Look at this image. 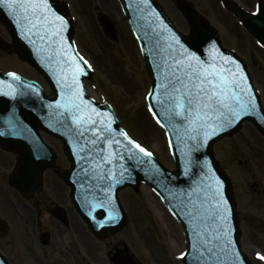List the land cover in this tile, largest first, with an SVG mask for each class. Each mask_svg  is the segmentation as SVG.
Returning <instances> with one entry per match:
<instances>
[{
	"label": "snow or ice",
	"instance_id": "snow-or-ice-1",
	"mask_svg": "<svg viewBox=\"0 0 264 264\" xmlns=\"http://www.w3.org/2000/svg\"><path fill=\"white\" fill-rule=\"evenodd\" d=\"M125 7L132 5L125 0ZM135 7L143 21L137 38L146 42L141 47L153 57L157 72L146 95L147 110L165 129L168 146L178 157L183 183L164 175L153 152L119 128L114 112L86 98L82 77L92 64L71 42L69 21L57 12L52 0H0V10L11 18L53 77L57 98L44 103L39 86L26 83L16 72L6 74L10 80L0 79V95L12 100L39 97L41 106L50 110V118L70 136L88 214L95 219L94 212H106L99 227L119 220L115 189L125 181L126 173L131 174L128 165L145 166L142 170L149 178H163L170 196L166 199L175 201L173 215L183 217L188 226V250L178 257L184 264H245L234 243L232 207L224 182L204 150L210 141L252 114L257 93L244 66L216 43L206 51L192 50L152 7V0H138ZM149 44L151 48H147ZM5 123L7 130H0V136H19L26 131L15 110ZM257 258L264 261V253H257Z\"/></svg>",
	"mask_w": 264,
	"mask_h": 264
},
{
	"label": "rangeland",
	"instance_id": "rangeland-1",
	"mask_svg": "<svg viewBox=\"0 0 264 264\" xmlns=\"http://www.w3.org/2000/svg\"><path fill=\"white\" fill-rule=\"evenodd\" d=\"M91 10L89 7L86 16L83 14L85 17L73 11L78 19L74 34L77 47L93 69L92 78L86 81L89 94L97 101H108L131 137L153 152L166 168L174 169L165 130L155 123L147 110L146 95L150 80L135 37L115 8L117 17L121 19L119 37L115 42L107 40L97 23V11L92 15ZM213 18L225 45L234 47L243 55L256 87L264 93V50L242 27L236 25L235 20L218 17L217 14H213ZM175 20L178 28L184 34L188 33V27L180 17L176 16ZM0 61L5 65L4 69L14 68L4 57H0ZM25 72L35 76L31 66L26 65ZM260 145L256 131L247 123L242 124L237 133L214 145L219 165L231 178L241 214L259 212L257 201H252L255 196L250 194L246 181L247 172H251L246 160L251 149L255 151L256 159H261L259 154L264 147ZM258 161L255 160V163ZM2 189L0 201L8 191L7 187ZM9 191L11 195L15 192L12 189ZM120 199L129 216L121 231L122 247L125 245L147 264L181 262L178 257L186 250L183 229L161 197L150 186L142 184L138 189L120 191ZM246 243L247 238L242 244L244 251L253 264H260L254 253L257 248H249Z\"/></svg>",
	"mask_w": 264,
	"mask_h": 264
},
{
	"label": "flooded vegetation",
	"instance_id": "flooded-vegetation-1",
	"mask_svg": "<svg viewBox=\"0 0 264 264\" xmlns=\"http://www.w3.org/2000/svg\"><path fill=\"white\" fill-rule=\"evenodd\" d=\"M67 1L72 12H78L82 17L89 12V7L92 9V15L95 14L94 11H97L98 25V19L102 14L110 15L119 29L121 19L117 17L115 8L120 15L121 8L117 0ZM155 1L162 6L171 20L175 22V17L178 16L187 25L183 13L174 0ZM185 1L189 2L216 29L213 14L224 19L235 20L236 25L241 26L238 16L229 9L224 0ZM261 1L263 0H231L247 12H255ZM121 18L126 23L122 15ZM0 36L7 43L13 42L7 25L1 21ZM0 57H4L10 65H14V68L4 69L5 65L0 61V67L4 72H17L39 84L45 83L42 75L14 51L0 48ZM26 65L31 66L35 76L27 75ZM29 120L32 119L29 118ZM35 129L34 126L33 130ZM39 133L46 148L36 143L37 135L35 134H22L26 141L11 144L13 147H19V152L0 144V190L3 191V186L8 190L5 198L0 201V264H117L113 261L115 254L120 252V255H124L128 251L125 245L122 247L121 230L112 232L106 238L91 235L75 207L70 186L62 178L71 165L62 142L40 129ZM260 137L262 139L260 146L264 147V137ZM30 150H38L41 158L37 161L33 160L29 154ZM43 151L48 153V158L46 153L42 155ZM254 152L251 149L247 154L246 164L249 165L251 172H247L246 181L249 184L250 194L255 196L252 201H257L259 212L249 211V213L241 214L239 222L243 227L244 244L247 238V247L257 248L254 252L264 253V149L260 150L259 161ZM48 160L49 164L40 171L41 182L32 194L24 196L11 185L10 175L20 163H25L27 172L29 168L31 170H33L32 167L37 168L40 161ZM255 160L258 163H255ZM19 176L22 186L28 187L27 174L24 175L21 171ZM30 180H33L32 175ZM10 189L15 191L12 195ZM135 259L138 260L136 256Z\"/></svg>",
	"mask_w": 264,
	"mask_h": 264
},
{
	"label": "water",
	"instance_id": "water-1",
	"mask_svg": "<svg viewBox=\"0 0 264 264\" xmlns=\"http://www.w3.org/2000/svg\"><path fill=\"white\" fill-rule=\"evenodd\" d=\"M120 1L123 5L125 14L128 16L130 23L132 24L134 30L136 31L137 36L141 35L142 33L138 32V26L141 23H143V21H141L139 19L140 14L136 11V7H135L138 0H127V3L132 5L131 8L125 7V0H120ZM176 1L180 5V7L184 10L185 15L188 19L190 29H191V34L188 37H185L178 32L176 27L169 21V18L166 16V14L162 10V8L160 6H158L154 0H152V7L160 14V17L164 20V22L180 36L182 43H184L186 47H188L192 50H195L197 52H200L202 50L206 51L207 48L212 43H216L220 47L221 51H223L226 55H229V56L236 58L241 63V65L244 66V70L248 74V71H247L245 64L238 57H236L232 52L223 48L215 30L213 28H211L201 16L196 14L186 2H184L183 0H176ZM52 2H53V7L57 10V12H59L61 15L65 16L66 19H68V21H69L68 35L70 37L71 42L74 43L72 40V35H73L75 28L73 27L72 18L69 15L67 6L63 3H60L58 0H52ZM262 6H263V10H264V1L262 2ZM233 9L240 15L241 19L243 20L245 25L248 27V29L252 32V34L261 43L264 42V19H263L262 15L257 14V15L252 16V15L240 12L235 8H233ZM6 16L7 15L5 14V12L3 10H0V18L7 23L8 20L6 19ZM100 22L103 26V30H104L105 35L109 38H113V39L116 38L117 30L114 26V23L111 20L107 19V16H105V15L100 18ZM15 29L17 31H19L15 25H14V27L9 26L10 31L14 32ZM20 38H21V41L16 40V42L14 44V49L19 53V55L21 57L27 59L28 61L33 63L35 66H37L41 70V72L45 75V77L47 78V80H48V82H49V84L53 90V94L51 96H49V95H46L42 91L43 92L42 93L43 102L44 103L53 102L54 99L57 98V89L54 86L53 77L51 76L49 71L42 65L39 57L36 55L32 46L29 45L27 43V41L21 35H20ZM140 43L142 45V44H145L146 42L143 40H140ZM0 46L2 48H6L4 42L1 39H0ZM147 48H151V45L150 44L147 45ZM143 53L145 56L146 66H147L148 72H149L150 76L152 77V81H153V85H154L155 77L157 76V72H156L155 67H154V59L151 55L147 54L145 49H143ZM248 76H249V74H248ZM86 77H91V71L90 70H88V74L86 76L82 77V80ZM5 78H7V75L2 74V72L0 71V79H5ZM249 82L251 84L250 78H249ZM254 92L256 93L255 90H254ZM85 95H86V98H88L87 94H86V89H85ZM256 100H257L256 109L253 110L252 114L250 116L246 117L242 122H244V121L252 122L264 134V110L260 105L258 96H256ZM21 103L25 106H27V105L30 106V103H31V106L36 108V110L34 109L35 114L38 117V119L39 120L41 119V121H42V123H40L35 116L34 117L32 116L33 118H36L34 120H35L37 125L41 124L42 127L46 128L48 130V132H51L53 134H57V135L61 136L64 139L65 145L68 142L72 143L70 136L65 134V130L62 128H58V126L55 124V122L50 118V116H49L50 110L41 106V103H42L41 100H40V102L35 103V102L31 101L30 99H25L21 102L19 99H16L13 101L11 98H8V97H6L5 99L0 98V111H5L6 109H8V110L13 109V106H16V105L19 106V105H21ZM95 104L105 111H112L111 107H109L107 104H97V103H95ZM23 112L26 114V112H29V110L25 109V110L21 111V116H22V118L25 119V115ZM0 119L2 120L3 116H0ZM241 123L239 125H237L235 128H232L228 132L222 134V136L215 138L213 141H210L208 147L204 150V156L212 162V166L215 168L217 175L224 182V192H225L226 197L228 198L229 204L232 207V225H233L234 243H235V246L240 249L241 255L245 258V264H250L247 257L242 252L240 244H239V228H238L237 222H236L235 204H234L232 194H231L230 181L227 178V176L224 174V172H222L219 169V167H218V165L214 159L213 152H212L213 144L217 140L222 138L223 136L229 135V134L237 131L239 129ZM49 124H51L52 127H49ZM0 125H1V123H0ZM12 142L13 141L8 140V137H0V143L5 145V146H11ZM12 148H14L15 150H18L17 147H12ZM176 150L178 152L179 149L177 148ZM73 156H74V154H73ZM74 159H75L74 160V165H75L74 170L71 172L69 171L66 175V178L72 184L73 198L76 201V205H77L79 211L82 213L84 219L87 221L91 230H93V232H95L97 235L105 236L108 234L109 230L111 232V231H115L117 229L123 228V226L127 222V215H126L124 209L122 208V206L119 202L118 191L120 188L126 187L128 185H134L135 187H138V185L141 181H146L149 184H151L161 194V196L166 200V202L168 203V205L172 209V211L173 212L176 211V209L173 208V203H175V201H173L172 203H169L170 196H169L168 191L165 189L163 178L157 177V176H152L151 178H149L148 173L146 171L142 170L143 168H145V166H139V167L133 168L132 165L129 164L128 167L130 169L131 174L128 175L126 173L125 181L121 185L116 186V189H115V194L117 197L116 203L118 205V209L120 212L119 220L117 222L105 223L104 227H99V224L102 223L106 219V212L102 211V210L94 212L95 219H93L88 214L90 211V208L85 206V201L82 199V191L80 188V184L78 183L79 165L77 163V157L74 156ZM154 159L157 162L158 166L163 171L165 176L172 177L178 183H183L184 177L182 175H178V173H180L181 169H180V165L178 163V157L176 155H174V160H175V163L177 166V169L175 171L167 170L156 158H154ZM20 168H21V165H20ZM32 168H33V170H35L34 167H32ZM33 170H30V171H33ZM37 176H38V171L36 172L35 179ZM28 179H30L29 175H28ZM11 182H12V184L18 186L23 193H28L30 190H32L34 188L33 187V186H35L34 184H36V180H35L31 184L30 189H28L27 187H23L21 185L22 181L20 180L17 172H16V174L12 175ZM166 197H169V199H166ZM177 217L184 227L185 237H186L187 245H188V242L190 239V232L187 231L188 226L186 225L183 217H181V216H177ZM187 250H188V248H187ZM124 259L125 260H123L121 258H117L115 261H117V262L133 261L132 258H130V256H126V258H124ZM188 259H189V261H191V259H192L191 256H189Z\"/></svg>",
	"mask_w": 264,
	"mask_h": 264
},
{
	"label": "bare ground",
	"instance_id": "bare-ground-1",
	"mask_svg": "<svg viewBox=\"0 0 264 264\" xmlns=\"http://www.w3.org/2000/svg\"><path fill=\"white\" fill-rule=\"evenodd\" d=\"M163 219V218H162Z\"/></svg>",
	"mask_w": 264,
	"mask_h": 264
}]
</instances>
